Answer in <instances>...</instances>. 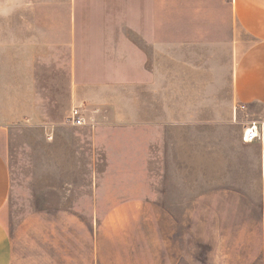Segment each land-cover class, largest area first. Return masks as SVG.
<instances>
[{
    "label": "rangeland",
    "instance_id": "rangeland-1",
    "mask_svg": "<svg viewBox=\"0 0 264 264\" xmlns=\"http://www.w3.org/2000/svg\"><path fill=\"white\" fill-rule=\"evenodd\" d=\"M183 1L192 3L0 0V70L7 73L16 59L37 57L40 73L54 76L58 95L70 32L77 39V56L81 49L88 56L93 40L103 41L108 29L139 24L136 13L159 14L163 7L170 20ZM31 30L38 41L34 53L25 48ZM68 109L57 99L48 125L27 122L9 128L7 227L13 264H262L264 211L259 196L242 186L250 182L252 166L223 161L226 151L229 156L237 151L231 131L225 141L208 130L188 131L184 141L189 144L179 148L183 161L139 162L127 157L134 141L130 131L105 127L98 131L93 162L91 132L69 125ZM164 173L178 177L177 184L144 185L149 176ZM134 198L142 202H127ZM147 198L154 202H143ZM92 202L99 208H90Z\"/></svg>",
    "mask_w": 264,
    "mask_h": 264
},
{
    "label": "crops",
    "instance_id": "crops-1",
    "mask_svg": "<svg viewBox=\"0 0 264 264\" xmlns=\"http://www.w3.org/2000/svg\"><path fill=\"white\" fill-rule=\"evenodd\" d=\"M198 2L178 3L170 20L164 7L159 14L136 13L139 24L108 29L103 41L93 40L88 56L82 49L77 56V39L70 32L58 95L54 76L40 73L37 57L16 59L15 69L7 73L0 70V264H13L7 227L12 187L5 152L9 128L27 122L48 125L57 99L69 106L68 114L72 107H81L86 123L75 127L90 130L93 162L98 131L105 127L130 131L131 140L138 143L130 144L127 157L139 162L183 161L179 148L189 144L184 141L188 131L208 130L219 141L227 140L231 131L237 151L231 156L226 151L223 161L252 166L251 180L242 186L259 196L264 211V137L242 139L248 124H264V0ZM30 32L25 48L34 53L38 41ZM243 104L247 117L240 109ZM192 144L198 146L197 137ZM95 175L93 166L92 179ZM172 177L149 176L144 185H176L178 177ZM90 208L99 206L92 202Z\"/></svg>",
    "mask_w": 264,
    "mask_h": 264
},
{
    "label": "built area",
    "instance_id": "built-area-1",
    "mask_svg": "<svg viewBox=\"0 0 264 264\" xmlns=\"http://www.w3.org/2000/svg\"><path fill=\"white\" fill-rule=\"evenodd\" d=\"M240 109L244 111V115L247 117V112H246V105H240ZM66 122L69 125L72 126H80L84 125L86 123V118L85 115L79 106H74L71 108L69 114L66 117ZM264 137V124H258L257 122H252L248 124L242 135V139L245 142H250L253 141L257 138H262Z\"/></svg>",
    "mask_w": 264,
    "mask_h": 264
}]
</instances>
